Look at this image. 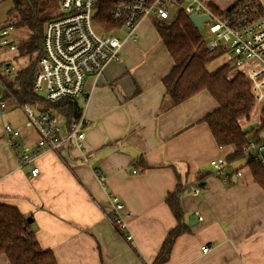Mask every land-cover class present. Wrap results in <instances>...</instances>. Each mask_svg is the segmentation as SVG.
Masks as SVG:
<instances>
[{"label": "crops", "instance_id": "obj_1", "mask_svg": "<svg viewBox=\"0 0 264 264\" xmlns=\"http://www.w3.org/2000/svg\"><path fill=\"white\" fill-rule=\"evenodd\" d=\"M203 1L227 11L240 0ZM15 7L14 0H0V30L12 26L5 19ZM13 27L9 39L17 50L0 47V94L6 101L0 111V204L32 219L42 250L52 251L58 264H153L177 227L165 201L180 180L187 189L181 198L187 231L176 238L164 264H264V190L242 159L235 163L242 176L228 184L210 166L233 152L231 146H218L203 121L218 109L217 102L202 91L160 111L163 80L174 62L155 21H142L136 40L124 44L120 60L109 63L101 77L86 78L88 99L82 105L90 126L83 149L62 144L58 152L42 153L23 168L4 135L10 125L21 130L20 145L37 141L4 83L13 74H5V66L18 72L31 62L19 55L22 39ZM139 159L149 167L144 172L136 167ZM32 167L39 176L30 175ZM199 182L202 195H189ZM112 197L130 213L123 231L111 220ZM0 264L11 263L1 255Z\"/></svg>", "mask_w": 264, "mask_h": 264}, {"label": "built area", "instance_id": "obj_2", "mask_svg": "<svg viewBox=\"0 0 264 264\" xmlns=\"http://www.w3.org/2000/svg\"><path fill=\"white\" fill-rule=\"evenodd\" d=\"M99 1L62 0V15L46 24L42 56L38 61V73L33 86L35 93L45 94L46 101L57 102L68 98L85 103L88 99L84 89L86 78L93 76L98 79L109 63L120 60L124 44L136 40L143 20L153 18L154 21L170 24L183 10L189 16L196 14L209 17L202 28L206 29L210 38L209 41L204 40L207 50H222L228 56L232 72L246 77L255 108L262 113L259 119L264 118V5L258 0H243L233 10L223 14L212 11L203 0H185L183 4L177 0H111L110 19L115 24L111 31H105L95 19ZM175 8H179L176 14L173 13ZM13 30V26L0 30V47L17 50L9 39ZM3 71L10 74L15 70L5 66ZM21 107L26 117L25 127L37 134L36 143L32 146L20 145L17 140L21 130L10 125L4 127V135L20 168L33 165L42 153L58 152L62 144L83 149L90 126L84 115V107L80 119L70 126L55 114L39 113L30 105ZM5 108L6 101L0 94L2 114ZM241 159L246 165L257 162L264 167V142L250 138L239 159L227 161L223 157L212 160L210 166L228 184L242 176V170L235 164ZM39 174V169L32 167L30 175L35 178ZM100 179L103 183L104 178L100 176ZM203 191V184L199 182L189 190V195L198 197ZM112 203L113 224L123 231L130 213L124 212L125 206L118 198L112 197ZM194 216L198 222L203 221L199 212H195ZM128 239L131 237L128 236ZM208 250V247H204L203 253Z\"/></svg>", "mask_w": 264, "mask_h": 264}, {"label": "trees", "instance_id": "obj_3", "mask_svg": "<svg viewBox=\"0 0 264 264\" xmlns=\"http://www.w3.org/2000/svg\"><path fill=\"white\" fill-rule=\"evenodd\" d=\"M14 1L15 11L16 8L19 9L20 16L17 23H13L12 26L28 31V37L18 45L19 55L28 56L31 60L34 57L36 59L24 69L13 71V74L11 72L12 79L8 80V83L4 80L6 89L20 106L30 105L39 113L55 114L70 126L82 116L81 102L68 98L48 102L35 93L33 87L38 73V61L42 56L45 26L50 20L44 22L40 20L41 0ZM177 1L180 4L185 3V0ZM237 4L227 11H220L210 4L208 6L215 13L223 14L233 10ZM111 9V0L99 1L95 19L105 31H111L115 27L110 19ZM155 26L174 62L169 75L163 80L166 93L160 111H167L202 91H208L217 102L218 109L203 121L208 124L219 147H233V152L226 158L227 161L239 159L243 147L250 138L264 142V118L259 119L258 127L252 132L243 133V122L252 121L256 107L246 77L233 73L228 61L213 71L207 68L212 61L225 53L222 50H207L201 30L192 24L190 16L183 10L179 11L174 22L166 24L155 20ZM262 112L264 113V110ZM136 167L142 172L149 168L142 159H139ZM250 167L255 182L264 190V167L257 162L251 163ZM185 192L187 189L179 180L176 190L166 198L165 202L177 221V227L168 233L153 264H164L169 258L176 238L187 231L181 205V198ZM111 220L115 224V221ZM1 255H5L11 264H58L52 251H44L39 246L28 218L16 208L0 204Z\"/></svg>", "mask_w": 264, "mask_h": 264}, {"label": "rangeland", "instance_id": "obj_4", "mask_svg": "<svg viewBox=\"0 0 264 264\" xmlns=\"http://www.w3.org/2000/svg\"><path fill=\"white\" fill-rule=\"evenodd\" d=\"M39 10L42 11V14L40 16V20L41 21H47V20H52L55 19L57 17H60L62 15V0H41L40 4H39ZM179 10V8H175L173 10V13H177ZM20 11L19 9L16 8V11H14L13 14L9 15L6 17V21L7 23H17L18 21V17L20 16ZM151 20L154 21V19L152 18ZM46 27V26H45ZM17 28V27H16ZM27 29L25 28H17L16 29V37L20 38V39H26V31ZM201 33L203 35V39L206 41H209L210 38L207 36L206 34V29H201ZM121 35V34H119ZM21 40V41H22ZM36 58L34 57L31 61H34ZM228 61V56L226 54H223L221 56H219L217 59H215L214 61H212L208 66V70L213 71L215 69H217L220 65H222L224 62ZM18 116H21L18 114ZM262 116V113L255 108L254 114H253V118L252 121L250 123H245V121L243 122V125L247 124L244 126V128L246 126H248L249 124H252L254 122H258L259 118Z\"/></svg>", "mask_w": 264, "mask_h": 264}, {"label": "water", "instance_id": "obj_5", "mask_svg": "<svg viewBox=\"0 0 264 264\" xmlns=\"http://www.w3.org/2000/svg\"><path fill=\"white\" fill-rule=\"evenodd\" d=\"M208 20H209V17L207 15H196V14H193V15L190 16V21L199 30H201L203 28V24L206 23ZM39 96L44 98L45 94L41 93V94H39ZM257 127H258V122H254L252 124H249L248 126L243 128V133L244 134H248V133L252 132ZM28 222L32 223V219L28 218ZM194 223L195 222H192L191 224L193 225Z\"/></svg>", "mask_w": 264, "mask_h": 264}]
</instances>
